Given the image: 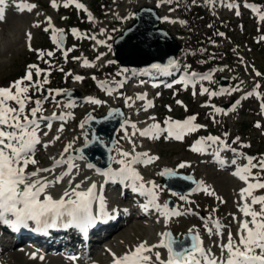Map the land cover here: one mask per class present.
<instances>
[{
    "label": "snow or ice",
    "instance_id": "1",
    "mask_svg": "<svg viewBox=\"0 0 264 264\" xmlns=\"http://www.w3.org/2000/svg\"><path fill=\"white\" fill-rule=\"evenodd\" d=\"M160 2L171 3L172 0H160ZM193 2H195V0H193ZM206 3L210 6H215L216 3H222L229 9H235V14L237 16L241 14L238 4L226 2V0H206ZM73 5L77 10L88 12L85 5L80 3L79 0H63L62 5L58 4L57 0H51V7L54 9H58L61 6L68 8ZM12 6L19 12H32L37 8L35 3H29L27 0H12ZM157 6H159V4ZM243 6L251 8V10L257 14L259 21L264 22V12L258 7L248 3H245ZM7 7L8 0H0V22L5 19ZM88 19L90 21L93 20L90 12H88ZM164 19L167 20L168 17H164ZM171 22L175 23L176 21ZM180 23L184 22L180 21ZM47 24L48 27L44 28V31L48 32L51 30V40L58 50H62L65 62H67L68 54L75 49V46L65 50V30L54 27L51 17L47 18ZM34 26L39 27L40 25L37 23ZM209 26L211 27V25ZM103 32L104 29H101V34H103ZM71 33L78 39H92L99 45L105 44L104 40H97L94 35L88 36L87 34H81L76 28L71 29ZM219 35L223 36L224 34L219 33ZM27 37L29 41V50L33 51L34 49L31 48L30 43L32 39L31 33H28ZM260 40H264V36H261ZM34 51L37 52L39 59L44 60L45 52L43 50L37 49ZM46 55L52 57L54 53L48 51ZM102 55L104 54H101V56ZM73 59L80 60L81 57H73ZM97 59H100V57L98 56ZM44 62L49 64L48 70L41 69L36 64L28 65L27 71L22 78L13 81L8 87H0V223L18 229L21 226L27 227L28 222L33 221L37 225L47 228L55 227L57 221L67 218L68 224L75 225L84 230L99 218L92 214L93 202L97 200L96 182H91L86 190H80L81 184L78 183L74 187H71L70 190L65 189L59 199H55L48 191V189L61 183L65 176H71L72 169L77 168V166L72 163L71 157L67 160L64 158V153H68L69 150L72 149V143L65 146L59 159H55L56 167L64 164L67 165L63 174L50 180L42 176L41 173L52 172L54 169L36 168L35 171H28L30 165L35 166L38 164L35 158V152L36 146L41 144V123L47 121L45 126L50 131L52 129V121L60 120L66 122L67 119L72 116L71 113L64 112H61L59 115L53 112L50 117L41 114L44 111L43 104L49 99V96L55 100L56 96L62 94L61 90L48 89L49 95L44 96L43 99L33 100L32 96L29 95L30 92L42 93L44 86L50 83L48 77L51 74L50 70L53 65L48 60ZM109 63H112V61H109ZM81 66L92 68L96 65L87 58H83ZM173 66H176L175 61H169L168 66L165 67L159 64H153L152 68L162 73H167L169 67ZM33 70L35 71L33 72ZM59 71L63 72L64 69L59 68ZM42 74L43 79H41ZM34 75L36 77L35 80L33 79ZM66 75H71V73L69 72ZM255 75L259 77L262 74L257 71ZM74 79L76 81H82L84 77L76 75ZM93 79H95V77H93ZM212 80V72L208 74H197L192 72L186 74L185 77L177 81V83H181L185 89L190 85L195 89L197 81L211 82ZM99 86L104 89L108 95H112L113 91H115V89L108 87L103 82H101ZM122 86L123 82L117 85V87ZM167 86L172 87L171 84ZM260 87L261 85L259 83L255 84L254 90L248 92L244 98L255 96L257 99H260L261 113L264 114V94L257 91ZM239 90V85L230 89L222 87L219 91H210L209 88L201 85L200 94H207L211 99L212 97L225 94L231 95L233 92ZM53 92L55 95H53ZM195 94V91H193V95ZM135 99L146 102L144 104V111L154 106L152 101L147 99L146 93L138 94ZM130 101H132V97L125 98L126 106H133L134 101H132V103H130ZM87 102L95 105L104 103V101L92 97L87 98ZM30 103L35 106L28 109ZM56 103L57 106H59V102L57 101ZM236 103L238 104L239 101ZM177 104L183 106L182 101L178 100ZM74 106L72 102L65 105V107L69 108ZM211 107L215 113L224 112V110L215 105H211ZM169 110L171 109L169 108ZM113 113L120 114L118 109H113L109 115L111 116ZM224 114L226 115L227 112H224ZM92 119L93 117L89 115L85 121L80 124V127L84 128L85 124ZM149 119L152 120L153 123L144 129L138 128L135 123L125 121L132 129L130 135L127 129H125V136L128 138L129 143L132 144V152L119 150V159L109 157L110 160L120 165L118 170H113L111 166H109L106 171H101L98 168L96 171L106 179L131 181L134 191L149 197L148 202L143 205V208L145 210H156L164 217L165 224H167L171 217L185 213H182L176 208H170L167 203L163 205L158 203L160 186L154 181L145 182L143 176L135 170L133 165L138 163H143L145 165L151 164L159 159V157L150 156L147 152L137 153L136 145L131 137L139 134V136L149 139H160L163 135V138L166 140L174 139L176 141H183L187 135L196 133L202 128H206V125L197 123L196 115H190L183 120H173L171 117H168L164 121V127H161V124L156 122L155 117H149ZM255 127L260 128V123L257 122ZM63 130V124H61L57 131L62 132ZM43 135L47 136L48 132H44ZM227 135V133L224 134L225 137H227ZM85 136L87 137V133H85ZM54 139L59 140L60 137L57 135ZM238 140L239 137H237L233 143H236ZM50 143L51 141L43 146L47 148ZM212 145H216L219 148V150L214 153V156L216 161L220 164L225 163L220 157V151L230 150L235 153L237 157L244 155L237 152L236 149L231 148L226 139L213 135L200 137L190 146V150L195 153L204 154ZM85 146H87V143ZM245 147H247V145H245ZM80 158L83 159V156L81 155ZM244 158L246 159V164L244 166H238L233 173L234 176L238 177V179L243 181L246 185L240 189V200L238 202V211L242 214L243 219L237 218L235 214H230L232 216V221L238 224L236 233L238 239H234L233 233L229 229L227 233V242H223V229L228 226L214 218L211 213L207 218H202L204 220L205 230L208 234H215L221 237V242L217 245L220 248L219 256L213 253L210 248L206 249L204 247L203 240L198 232H195L194 229H189V234L184 240L173 238L171 232L165 231L160 234L161 239L158 244L150 245L147 241H142L121 257H116L115 254H113V264H264V195L254 194L258 190H264V154L260 157L245 156ZM231 163L236 165L237 161L234 159ZM87 167L92 169L95 165L89 163ZM185 167H190V165L187 162H181L178 165V168ZM158 174L160 176L176 175L171 169H164ZM183 178L186 180L192 179V177L188 176ZM88 179V177H85V180ZM69 183L71 184V181ZM199 190L210 196L215 195V192L207 186H204L202 182H200ZM171 195L176 196L178 194L172 192ZM179 198L185 201L188 199L184 195H180ZM221 203H224V201L221 200ZM257 205L260 206L259 211L256 210ZM104 207L103 197H100L99 208L101 213H103ZM186 211L188 213L192 212L191 209ZM212 211L215 212L216 209ZM196 214L198 215V213ZM209 223L212 224V227L208 226ZM156 248H164L167 250V260L161 259L160 252H155L153 259L152 254ZM33 258H35L34 255ZM41 259H43V257H41ZM73 259H75V257H73Z\"/></svg>",
    "mask_w": 264,
    "mask_h": 264
},
{
    "label": "rangeland",
    "instance_id": "2",
    "mask_svg": "<svg viewBox=\"0 0 264 264\" xmlns=\"http://www.w3.org/2000/svg\"><path fill=\"white\" fill-rule=\"evenodd\" d=\"M143 1L144 0H112L109 7L101 15H98L93 11V0L79 1L80 3H83L88 12L91 13L93 20H89L91 22L89 29H81L79 27L77 28H79L81 32H83V34H89L88 36L94 35L96 36L97 40H104L105 44L99 45L95 40L92 39H78L72 35L70 31L71 28H69L70 34L67 36L64 44L65 50L73 48V46H75V49L69 52V54L75 52L76 49H79L80 51L77 53V55L79 56L77 57H81V59H73L74 62L72 64L71 75H61L60 80L64 85V87H62L61 89H76L82 94L81 96L86 94L91 96L94 95V93H96V95H99V93L95 92L93 89L90 90L91 88L87 82V79L91 76V73L94 72V70L103 69L107 65V63H109V61L114 60L111 48L112 37H114L124 27L130 24L132 20V11L139 5L146 4ZM145 1H150L149 4H155L159 0ZM27 2L35 3L37 5V8L32 12H19L15 9V7L12 6V0H8L5 19L0 22V84L4 83L3 87H8L10 85L8 80L14 75L20 73L21 69L24 66V63L27 61V58H31V56L33 55L32 53L34 50L30 51L28 47L29 41L27 34L31 33L32 36V39L30 41L31 48L33 49V47H37L40 50H43V48L41 49V47L43 46L44 41L51 35V30H49L48 32L44 31V28L48 27L47 18L51 17L52 24L56 28H59L60 26L68 27L69 20L65 17L68 16L71 18V15L68 13V11H66L70 7L64 8L61 6L58 9H54L51 7V0H27ZM57 3L62 5L63 0H57ZM179 6L180 2L178 0H172L171 3L165 2L164 7H162L161 4L162 8L160 9V11H164V16L168 17V19L170 17L172 21H176L175 23L171 24V22L167 21V19L165 20V22H163L162 25L173 32L183 44L187 45L188 35L186 33L185 20L181 17L180 12L178 11ZM88 12H86L87 19ZM217 13L220 16L225 15L227 17H233L234 22L236 23V28L234 35L235 38L232 43L235 42L233 45H235L237 49L236 53L239 57V60L233 62V66H230L229 64L224 62L221 68L223 70L220 71L221 73H223L222 75H236L239 81L243 80L245 81V83L250 84V91H253L255 84L253 83V85H251L254 80V76L249 69L250 64L254 56L256 59L255 66H259L264 70V57L258 62L256 58L257 54L254 52L255 50L250 49L251 46L249 42L252 37L256 35L258 29H260V25L256 24V22L254 23V21L248 14L246 15H248L249 17L244 16L242 18V21L245 24L243 25L241 22H237V18L239 16L237 17V15H234L231 12L222 9L219 6L217 7ZM245 13L246 12H244V14ZM180 21H183L184 23H180ZM37 23H39V27L34 26ZM101 29H104L103 34H101ZM189 52L190 47L186 46L184 51L180 55L178 65L185 67L186 55ZM101 54L104 55L101 56ZM98 56L100 57V59H97ZM84 57H87L90 62H93L96 66L92 68L82 67L81 60ZM230 67H232L234 70ZM76 75L84 77L86 81L82 82L74 80V76ZM144 83V80H140L139 78L129 81L125 87V96L122 95L121 97H118L117 100L120 102L123 101L124 97H129L133 94L135 95V87L139 91H144L147 94L150 92L154 93L156 104L153 108H150V111H148L147 113L143 111L144 108L141 106L139 101L134 102L133 106L129 107V110L132 112V119L137 122V126H140V124L143 123L146 125V122L143 121L148 116L155 117L156 122L161 123L164 113H166L165 118H167L170 117V115L171 117H174L178 115V113L185 111L184 105L188 106V98L187 100L184 97L172 99L170 98V91L168 88L161 87L152 90V85L146 88L141 87ZM0 87L2 86L0 85ZM46 93H48V90H44V95ZM117 95V93L112 94L110 98L103 95L101 98L104 103H102L101 105H95L91 103L82 104L80 101L75 102V106L73 107L74 116H71L69 124L67 123L63 126L64 130L62 132L57 131L60 128L61 123L55 124L50 131L45 130V132H48V135L44 137V143H42L38 148V157L36 158V160L38 161L37 166H39V168H49L55 166L54 160L61 157V154L63 153L66 145L72 143V149L80 145L82 143L83 131V128L80 127V124L83 116L89 111L102 113L104 111V108L108 104H110L112 99ZM218 98L223 102L229 100L228 94L219 96ZM178 100L183 102V106L181 104H177ZM198 100L199 102L203 101V99L201 98H198ZM198 100H196V103H194L195 107L192 109V111H202L200 108L196 107V105H198L199 103L197 102ZM57 101L58 100L56 98L55 100H53L52 97L49 96V99L43 104V112L46 113L45 115L52 114L51 112H61L60 109L63 108L64 102L58 101L59 106H57ZM29 107L30 106H28V108ZM124 107H126L125 104ZM253 107H255L254 104ZM66 108L67 109L65 111L67 113L70 108ZM169 108L171 110H169ZM128 116L130 119L129 113H127V117ZM207 116L208 115L204 113L201 119V122L206 125L209 121ZM224 117L225 118L221 117V119L216 120V122L213 123L211 127L221 129V124L225 121L228 124L229 128L232 131H235L237 130V127L242 120L249 121L252 118L260 119L261 115L258 113L252 114L249 112H243L226 114ZM151 123H153V121ZM125 129H127L130 135L132 129L130 127H127ZM248 134L250 139L253 141L252 148H257L264 151V139L261 137L260 131L257 129H252L248 130ZM57 135L60 137L59 140L54 139V137H56ZM131 139L135 143L136 149L145 144L147 151L152 154L150 156H153L156 153L155 156L159 157L155 165L146 167L147 169L144 170L143 178L145 182L154 181L161 187L159 191L161 193L163 190V194L161 195L163 200L171 198V194L170 192L168 193L166 190H164L161 186V183L159 182L158 173L162 167H170L177 171L191 173L194 177L204 178L203 185L214 191L215 195H203L205 192L197 194L194 198L197 206L200 207L199 210L201 209V212H207V215L211 213V215L218 219L222 224L228 226L223 229V242H227V233L229 229L233 233L234 239H238V237L236 236L238 224L232 221V216L230 214H235L237 218L243 219L242 214L238 211V202L240 200L239 192L240 189L246 186L243 181L239 180L235 176H232L228 172L217 171L209 162L207 157L192 152L190 150V146L193 144L192 134H189L185 137V139H188L190 142V146L188 148H185L183 145H180L178 143H173L172 141H170V139H164L163 135L160 139L146 138L145 140H143L139 138L137 134L136 136L131 137ZM50 141L51 143L49 144V146L45 148L43 145L48 144ZM119 150L132 152V144L129 143L128 138L125 136V131L123 133L120 132L119 143L116 151L117 155L119 154ZM181 162H187L188 164H190V167L178 168V165ZM76 164L77 168L75 169L76 171L73 172L72 177L75 175L81 177L84 180L85 177H88L89 179L92 178L94 173L93 169H85L83 167V163L81 162H76ZM62 185H59V188L57 186H55L54 188H58L60 190V188L62 189L63 187H66V185L69 186L70 183H65ZM260 192L261 191L258 190L254 194L260 195ZM262 192L264 193V190H262ZM115 195L116 192L114 190H111V198L115 197ZM117 200L120 201L121 199L116 197V199H114V202H116ZM221 200H223L224 203H221ZM259 207V205L256 206L257 211H259ZM213 209H216V211L213 212ZM162 224L169 226L174 235L180 238L185 231L194 229L195 232L197 231L203 237H206L209 245L207 249L210 248L213 253L218 256L220 255V248L217 245L221 242V237L215 234L209 235L205 230L204 224L200 223L196 217L172 219L168 220L167 224H165V221L160 217L151 220H137L136 218H132V220H130L127 225H121L122 227L116 230V235H112L105 242H103V244H108L109 247L112 248L115 252L124 253L126 251V248L130 245H137L142 241L154 243L156 240H159ZM0 236L3 238H7V236L5 235ZM96 244L98 247V256L100 258H103V260H106L107 257H105L106 255L103 254V250L101 248L99 249V245L102 244ZM157 251H160L161 253L163 252L161 248H157ZM7 253L8 252H4L0 255V261H3V264H26L25 258L29 257L27 253L21 254L20 256H13L9 254L7 255ZM44 261H46V259H40V263L43 264L45 263Z\"/></svg>",
    "mask_w": 264,
    "mask_h": 264
},
{
    "label": "water",
    "instance_id": "3",
    "mask_svg": "<svg viewBox=\"0 0 264 264\" xmlns=\"http://www.w3.org/2000/svg\"><path fill=\"white\" fill-rule=\"evenodd\" d=\"M134 17V23L113 41V49L119 62L152 68L153 64L165 66L173 61L180 46L174 35L159 27L161 16L152 7L143 6L134 12ZM113 109H118L120 114L113 113L110 116ZM91 116L93 119L87 124L92 129V136L87 138L85 133H88V129H85V144L78 147L77 152L90 161L99 157L100 165L106 167L114 146L115 133L125 115L120 107H111L104 116Z\"/></svg>",
    "mask_w": 264,
    "mask_h": 264
},
{
    "label": "bare ground",
    "instance_id": "4",
    "mask_svg": "<svg viewBox=\"0 0 264 264\" xmlns=\"http://www.w3.org/2000/svg\"><path fill=\"white\" fill-rule=\"evenodd\" d=\"M155 74L158 73V70L156 72H154ZM160 73V72H159ZM67 101V100H66ZM129 120V116L127 117ZM125 130V129H124ZM139 147V146H138ZM115 155V154H114ZM115 157V156H114ZM114 163V161L112 162ZM50 168V167H49ZM76 171V170H75ZM84 178V176H83ZM51 179V178H49ZM82 179V178H81ZM76 182H79V178L76 177V179L73 180V186ZM62 185V184H61ZM63 186V185H62ZM68 186V185H66ZM58 187V186H57ZM60 187V186H59ZM58 187V188H59ZM57 188V189H58ZM64 188V187H63ZM69 190L71 189V187L68 188ZM61 190V188H60ZM63 191V190H61ZM60 194H62L60 192ZM59 194V195H60ZM114 195V194H113ZM18 245V246H17ZM5 253H7V255H13V256H20L21 254H26V252L31 253V257L29 258H25L26 264H42L40 263V259L41 257H43L44 259H46V261H44L45 263L43 264H70L69 261L65 260L63 257H58V256H52L51 254H48L46 252H40V251H35V249H33L32 247H30L29 245H20V244H15L13 247H5L4 248ZM33 255L35 258H33ZM24 256V255H23ZM11 257V256H10ZM82 264V263H80Z\"/></svg>",
    "mask_w": 264,
    "mask_h": 264
},
{
    "label": "trees",
    "instance_id": "5",
    "mask_svg": "<svg viewBox=\"0 0 264 264\" xmlns=\"http://www.w3.org/2000/svg\"><path fill=\"white\" fill-rule=\"evenodd\" d=\"M99 2L101 1L102 3L101 4H103V6L108 2V0H98ZM104 2V3H103ZM215 26H218V24L216 23V25ZM213 32L215 33V32H217V29L216 28H214L213 29ZM213 33H212V29L207 33V35L206 36H209V35H212ZM206 36L205 37H202V35L201 34H197V35H195L193 38H191V41H192V44H196V43H198V42H204L207 38H206ZM50 80H52V79H50Z\"/></svg>",
    "mask_w": 264,
    "mask_h": 264
}]
</instances>
